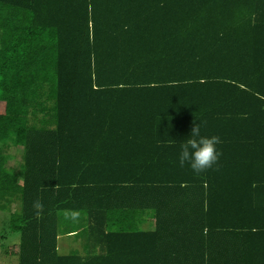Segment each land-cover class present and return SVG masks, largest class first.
<instances>
[{"label": "trees", "instance_id": "16d2710c", "mask_svg": "<svg viewBox=\"0 0 264 264\" xmlns=\"http://www.w3.org/2000/svg\"><path fill=\"white\" fill-rule=\"evenodd\" d=\"M0 101L19 264H264V0H0ZM198 123L202 173L179 164ZM62 227L99 249L60 254Z\"/></svg>", "mask_w": 264, "mask_h": 264}, {"label": "crops", "instance_id": "0c3cea01", "mask_svg": "<svg viewBox=\"0 0 264 264\" xmlns=\"http://www.w3.org/2000/svg\"><path fill=\"white\" fill-rule=\"evenodd\" d=\"M118 137H120L121 141L122 140L127 141V140H134L135 139V135H133V134H120V135H118ZM105 139H106V137H105ZM109 139L113 140V139H119V138L108 137L107 140H109ZM116 141H117L116 144L115 143L111 144V146L113 147V151H116L117 154H121L123 156L126 155L125 158L131 160L130 158L133 157V154L130 152L129 147H127L123 143H119L120 140H116ZM20 147H16V148H20ZM21 158H22V155H21ZM10 159H13L12 155L10 156L9 160ZM9 160H8V162H9ZM20 161H22V159ZM19 165H20V163H19ZM119 165L121 167H123L125 165V162L121 161V163ZM10 167H12V166H10ZM13 168H18V167H13ZM136 220L139 222L138 225H139L140 230L146 231V230H154L155 229V226H156L155 225V218L151 216V213L148 210L137 211L136 212ZM15 244H17V243H15ZM57 247H58L60 254H70L73 252H79L80 254H85V253H88L90 251H96L99 249V246L94 242V240L91 238L89 233H84L82 231H79L78 229L73 230V231L68 232V233H64L63 227H62V232L58 236ZM19 250H20V248H19ZM261 251L264 252V249ZM18 264H19V261H18Z\"/></svg>", "mask_w": 264, "mask_h": 264}, {"label": "clouds", "instance_id": "9594fccd", "mask_svg": "<svg viewBox=\"0 0 264 264\" xmlns=\"http://www.w3.org/2000/svg\"><path fill=\"white\" fill-rule=\"evenodd\" d=\"M220 137L217 135H202L199 123L192 128L187 140L181 144L179 154V164L184 166L186 163L193 172L202 173L215 165L221 153L218 150ZM37 210L43 205L37 201L35 203Z\"/></svg>", "mask_w": 264, "mask_h": 264}, {"label": "rangeland", "instance_id": "374dc122", "mask_svg": "<svg viewBox=\"0 0 264 264\" xmlns=\"http://www.w3.org/2000/svg\"><path fill=\"white\" fill-rule=\"evenodd\" d=\"M5 106V102L0 101V113L5 110ZM8 152L13 157V159L9 160L8 166L18 167L21 162L20 160L22 159L21 155L23 148L12 147ZM7 202L8 198H5L4 204L6 205ZM16 207L17 204H13V210H15ZM6 209L7 210L0 209V264H18V252L21 236L19 233L10 229L8 222L12 214V207L9 209L7 206Z\"/></svg>", "mask_w": 264, "mask_h": 264}]
</instances>
